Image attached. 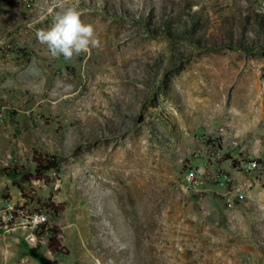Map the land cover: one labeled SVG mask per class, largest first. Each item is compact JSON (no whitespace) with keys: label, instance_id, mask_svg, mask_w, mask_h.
Segmentation results:
<instances>
[{"label":"rangeland","instance_id":"1","mask_svg":"<svg viewBox=\"0 0 264 264\" xmlns=\"http://www.w3.org/2000/svg\"><path fill=\"white\" fill-rule=\"evenodd\" d=\"M69 7L99 46L66 60ZM0 112V214L50 218L0 264H264V0H0Z\"/></svg>","mask_w":264,"mask_h":264},{"label":"built area","instance_id":"2","mask_svg":"<svg viewBox=\"0 0 264 264\" xmlns=\"http://www.w3.org/2000/svg\"><path fill=\"white\" fill-rule=\"evenodd\" d=\"M7 126V121L5 118V114L0 112V132L4 130ZM232 144L234 146H238V141L233 140ZM237 169L243 173L253 174L260 173L264 170V160L249 158L240 162L237 166ZM187 182L199 192H203L204 187L208 184H213L218 182V175L216 173H211L210 171L204 169H195L190 170L187 173ZM230 181L227 179V184ZM9 210L11 211H2L0 214V238L9 234L12 231H15L17 226L26 228L30 230L32 234L30 240L36 239V236H33L36 231L43 228L44 226L49 225V214L46 210L37 211H29L26 209L16 210L11 207ZM20 222H17L19 221Z\"/></svg>","mask_w":264,"mask_h":264},{"label":"clouds","instance_id":"3","mask_svg":"<svg viewBox=\"0 0 264 264\" xmlns=\"http://www.w3.org/2000/svg\"><path fill=\"white\" fill-rule=\"evenodd\" d=\"M36 37L47 45L52 56L62 55L66 60L74 54L86 53L89 45L99 46V41L93 38L92 26L82 23L79 11L72 7L57 12L49 29L38 30Z\"/></svg>","mask_w":264,"mask_h":264},{"label":"crops","instance_id":"4","mask_svg":"<svg viewBox=\"0 0 264 264\" xmlns=\"http://www.w3.org/2000/svg\"><path fill=\"white\" fill-rule=\"evenodd\" d=\"M4 237H6V236H4ZM4 245V248H5V251H7L8 250V248H9V244L8 245H6V244H3ZM10 256H9V260H8V257H6V259H2V264H9V262L11 261V258L13 257V259L15 260L16 258H18V255L17 254H15V252L14 251H12L11 249H10ZM17 256V257H16ZM1 263V262H0Z\"/></svg>","mask_w":264,"mask_h":264},{"label":"trees","instance_id":"5","mask_svg":"<svg viewBox=\"0 0 264 264\" xmlns=\"http://www.w3.org/2000/svg\"><path fill=\"white\" fill-rule=\"evenodd\" d=\"M46 165V167H44V172L46 171H50V170H53V169H56L57 166L55 163H52V162H45L44 163ZM42 166V163L41 162H38V167L40 168Z\"/></svg>","mask_w":264,"mask_h":264}]
</instances>
